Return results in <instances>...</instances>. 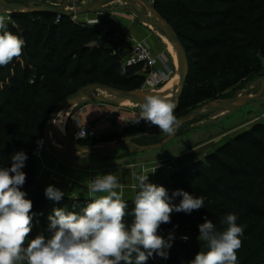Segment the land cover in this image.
<instances>
[{
  "label": "trees",
  "instance_id": "16d2710c",
  "mask_svg": "<svg viewBox=\"0 0 264 264\" xmlns=\"http://www.w3.org/2000/svg\"><path fill=\"white\" fill-rule=\"evenodd\" d=\"M155 7L174 26L190 58L180 112L219 98L239 82L241 73L248 76L259 69L255 53H264V0H158ZM12 18L29 28L8 22V30L20 35L25 46L19 60L0 67V166L10 167L16 152L27 156L21 191L33 202L32 239L45 232L53 209L82 213L91 202L69 197L51 201L37 179L34 149L56 105L93 82L141 90L148 69L129 65L126 54L109 46H94L100 38L98 27L79 18L35 12H16ZM154 127L147 123L135 130L142 133ZM94 140L83 143L93 145ZM157 186L167 190L174 204L182 199L172 195L177 190L204 199L203 208L191 214L174 212L171 223L160 228L199 235L198 225L205 217L223 230L221 219L234 214L244 228L237 262L264 264V125L242 132L205 162L192 163ZM125 201L131 212L132 200ZM126 219L130 222L131 216ZM171 245L167 259L154 254L147 264H189L200 251L208 250L196 238L171 240Z\"/></svg>",
  "mask_w": 264,
  "mask_h": 264
},
{
  "label": "clouds",
  "instance_id": "9594fccd",
  "mask_svg": "<svg viewBox=\"0 0 264 264\" xmlns=\"http://www.w3.org/2000/svg\"><path fill=\"white\" fill-rule=\"evenodd\" d=\"M10 19L0 15V67L19 60L25 46L20 35L8 30ZM175 108L170 97L148 94L134 122L144 120L170 135L177 124ZM26 159L23 151L16 152L10 167L0 166V264H147L154 254L167 259L173 234L166 240L159 234L160 226L171 223L174 212L191 214L204 207L203 197L183 190L173 192L182 199L172 203L163 186L149 182V174H140L132 186L136 194L129 212L118 177L113 173L96 175L87 182L92 198L82 213L55 208L47 217L46 234L40 232L29 239L35 213L33 202L21 191L26 182L21 170ZM45 195L58 202L65 193L49 185ZM220 224L223 230L205 217L198 225V239L208 250L200 251L189 264H237L244 228L231 213Z\"/></svg>",
  "mask_w": 264,
  "mask_h": 264
},
{
  "label": "crops",
  "instance_id": "0c3cea01",
  "mask_svg": "<svg viewBox=\"0 0 264 264\" xmlns=\"http://www.w3.org/2000/svg\"><path fill=\"white\" fill-rule=\"evenodd\" d=\"M43 1L55 4L54 6L58 5L57 7L64 6V9L70 7V4L68 6L62 5L65 0ZM116 4L106 7L99 13L86 15L87 18L82 20V22L96 26L107 25L114 32L121 34L122 37L116 39L115 43L124 54L130 50L132 40L145 42L153 54L161 57L157 69L162 73H167L168 69L170 70L175 67V61L167 46L169 44L163 39V36H160L158 32L146 26L144 22H140L134 13L130 12L132 11L130 8L120 9L118 8L120 6ZM62 7L60 8L63 9ZM99 40L104 45L103 40L100 38ZM109 47L113 48V45ZM172 78L171 76L167 81ZM123 106L130 107L128 105ZM138 118L139 114L124 112L121 107H116L109 102L92 101L88 104L81 102V104L76 103L71 105L69 110L62 114L55 122V126L60 120L63 132L67 136L71 135L81 124L92 123L96 125L99 137H101L116 133L121 134L125 126H138L140 121L139 123L134 122ZM51 137L55 144H57L53 134H51ZM57 145L63 147L59 144ZM175 149V146L169 142L160 147L159 151L154 152L155 158L151 159V150H140L139 154L129 156L114 153L93 157L87 156L88 154L86 156H79L78 154L76 156H59L48 148L42 152L40 157H35L34 168L38 181L45 188L53 185L65 193L64 197L88 200H91L92 194L87 191V182L96 175L113 173L123 185V199L133 201L136 190L132 186L137 183L136 176L149 174V182L158 185L160 182L166 180V176L174 174L177 170L197 160L193 157L195 149L181 151L171 157H157L167 152L170 153ZM133 159L134 161H130ZM166 161L169 162L167 166H160ZM155 169L156 171L152 173ZM118 191L121 190L118 189Z\"/></svg>",
  "mask_w": 264,
  "mask_h": 264
},
{
  "label": "rangeland",
  "instance_id": "374dc122",
  "mask_svg": "<svg viewBox=\"0 0 264 264\" xmlns=\"http://www.w3.org/2000/svg\"><path fill=\"white\" fill-rule=\"evenodd\" d=\"M8 1L26 3V2H29L31 0H8ZM92 1L93 0H84V1H70V0L68 1V0H65L62 5L68 6L70 4V7L68 9H72V8L83 7V6L91 3ZM46 3H48V2H46ZM115 3H117L116 4L117 6H120V7H118L120 9L130 8L132 10V8L129 6V4H127L124 1H119V2H115ZM115 3H111V4L107 5L106 7H108L112 4H115ZM48 4L53 5V6L55 5V4H50V3H48ZM75 5H76V7H75ZM60 7H62V6H59V8ZM106 7L98 10L95 13L101 12ZM16 12L17 11H10L8 9L0 7V15H4L6 17L11 18L8 22H13V24L15 26L17 25V27H19L20 29L21 28H29V24H24L22 22H18L12 18V14H14ZM130 12H133L134 15L137 17V19L140 22H143L135 14V12L133 10ZM143 12L146 14L150 13L149 16L156 19V15L155 14L152 15V13L150 11H148L149 13H147L146 11H143ZM95 13H92V14H95ZM160 14L165 19H167L169 21V19L167 17H165L162 13H160ZM85 18H87V16H82V17H79V20L82 22V20H84ZM144 24L146 26L150 27L152 30H155L156 32H158V34L160 36L161 35L165 36L162 32L155 29L154 27L149 26L146 23H144ZM92 26H96V25H92ZM168 41L169 42H167V43L170 45L172 44L171 46L176 51V48H175L174 44L171 42V40L169 39ZM99 45H102L100 40H98L97 43L94 44V46H99ZM167 46L169 47V45H167ZM172 47L171 48L169 47L171 49L170 51H173ZM173 55H174V53H173ZM255 57H257L260 60L259 69L255 72L251 73L248 76H243L241 73L239 82L236 83L233 87H231L227 91H225L224 93H222L221 95H219V98H217L213 101H225V100H229V99H232L234 97H237L239 95H256L259 93L264 94V53L257 52V53H255ZM173 60L175 61L174 58H173ZM176 74H178V66L175 63V67H173L170 70L168 69V71H167L168 79L171 76L174 77ZM93 83H98V82H93ZM93 83H90V84H93ZM164 83L165 82H163L159 86H155V87H148V86L144 87L143 86V88L139 91L143 95L154 94L151 91L161 88ZM110 96H111V94L109 92H107L106 89H100V90H97V91L92 92L89 95H87L88 99L92 98V99H98V100H109L108 98ZM83 100H86V98H84ZM91 102L92 101H86V104L91 103ZM78 103L81 104V102H78ZM109 103L115 105L116 107H121V109L124 112H133L135 114H140V111H141V105H135V104L130 103V104H128V106H130V107H127V106L120 105L116 102H109ZM132 110H134V111H132ZM189 110L190 109L186 110L185 113L188 112ZM176 117L178 118L180 116H176ZM256 125H264V101H258V102L250 103L247 105H242V106L237 107V108H230L227 110H212L210 108H207L204 110L203 115L198 116V117L194 118L193 120H191L190 122L183 125L180 128L179 132L175 134L176 136L170 141L175 146V148H176L175 150H173L171 152L169 151L170 153L167 152L165 154H161L157 157H160V156H166V157L170 156L171 157V156H174V155L180 153L181 151L195 149L193 151L194 152L193 157L198 159V160L201 159L202 161L205 162L207 159V156L216 152L222 145H224V143L226 141L233 139L237 134H239L240 132H243L244 130L247 131V130L252 129ZM126 128H128V127L125 126L124 130ZM122 133H124L123 130H122L121 134L116 133L114 135L110 134L109 136L98 137L96 140H94L93 145H95L97 147H108V146H114L116 144H119V143L123 142L128 137V136H125L126 133L125 134H122ZM170 136H171V134L169 135V134H166L162 131H159V132L153 134L150 139L145 140L144 141L145 144H143L141 146L157 145V144L163 142L164 140H166L167 138H169ZM53 137H54L55 141H57V144L64 147L62 142L59 140L57 134L53 135ZM67 137L71 139L70 134L67 135ZM197 147H199V148L196 149ZM159 150H160V148L151 149V159L155 158L154 152L159 151ZM140 152L141 151L137 148L128 147L124 150L117 152V154L119 153V154H124V156H129V155H133V154H139ZM78 155L79 156H83V155L86 156L87 154L78 153ZM87 156L98 157L101 155L88 154ZM130 161H134V159L130 160ZM168 164H169V162L166 161V162H164V164H161L160 166L165 167ZM171 164H174V163H171ZM172 175L173 174L166 176V179H170ZM187 233L193 239L194 238L198 239V237H199V235L196 233H191V232H187ZM205 248H206V246H203L202 250H204ZM237 264H239V262H237Z\"/></svg>",
  "mask_w": 264,
  "mask_h": 264
},
{
  "label": "water",
  "instance_id": "95a60500",
  "mask_svg": "<svg viewBox=\"0 0 264 264\" xmlns=\"http://www.w3.org/2000/svg\"><path fill=\"white\" fill-rule=\"evenodd\" d=\"M119 1H124L127 4H129V6L132 8L135 14L144 23L162 32L174 44L180 56V68L178 70V83L175 88V97L173 100L176 104V108L174 111L176 112L180 107L181 100L186 91V86H187V82H188L190 71H191V63H190L188 50L184 42L182 41L181 37L175 30L174 26L159 13L156 7L146 5L149 11H152L155 13L156 19L149 16V14H146L143 12L146 10L144 8H140L138 0H93L91 3L83 7L72 8V9H61L57 6L49 5L43 0H31L26 3L10 2L8 0H0V7H3L10 11H17V12L50 13V14H54L60 17L66 16V17L79 18L82 16L95 13L98 10L106 7L107 5L111 3L119 2ZM146 12L149 13L148 11ZM98 89H106L110 93L118 95V97L137 100V101H140L141 103H143L144 97H145V95H143L139 90L127 91V90H123L115 86L104 84L101 82L85 85L79 88L74 93L68 95L66 98L61 100L56 105L44 129L43 139L47 143L48 147L51 150H53V152H55L57 155L76 156L78 153L109 155V154L117 153L128 147H134L139 150L157 149L169 143L175 137L176 132L179 130L181 126L190 122L194 118L203 115L204 110L207 108H210L212 110H227L230 108H237L242 105H247V104L258 102V101H264V94L259 93L256 95H239L237 97H234L232 99L225 100V101H208L206 103H203L197 106L196 108H194L193 110L189 111L187 114L178 117L175 130L171 134V136L167 138L166 140H164L163 142L157 145H154V146H139L136 144L135 140H138L147 135L160 131L157 127L151 128L137 135L128 136L123 142L116 144L114 146H108V147H97L92 144L83 143V141L75 142L71 140L70 138H68L67 136L62 135V133L55 127V120L57 119V117L59 116L61 112L67 110L71 105L76 104L78 102H86V101L113 102L110 100H98V99H92V98L88 99L87 95H89L91 92L98 90ZM84 98H86V100H83ZM241 133L242 132H240L239 134ZM51 134L53 135L57 134L59 140L62 142L64 147H59L57 144H55L53 138L51 137ZM239 134H237L235 137H237ZM200 160L197 159L195 162H198ZM195 162H191L187 164L186 166L182 167L176 172L184 169L185 167Z\"/></svg>",
  "mask_w": 264,
  "mask_h": 264
},
{
  "label": "built area",
  "instance_id": "2783aa9c",
  "mask_svg": "<svg viewBox=\"0 0 264 264\" xmlns=\"http://www.w3.org/2000/svg\"><path fill=\"white\" fill-rule=\"evenodd\" d=\"M70 1H84V0H70ZM158 0H138L140 8H144L146 11L149 9L146 5L154 6L156 5ZM60 17V16H59ZM77 19V18H74ZM100 33V39L103 40L104 45L111 46L113 45V49L116 52L124 54L121 52V49L118 45H116V39H120L122 37L121 34L114 32L107 25H99L97 26ZM127 56V63L129 65H137L143 64L146 69H148V73L146 74V80L144 87H155L159 86L163 82H166L168 79L167 73H162L157 69V65L161 60L160 56L153 54L150 47L143 41L132 40L131 47ZM99 137V132L95 124L85 123L78 126L72 133L71 139L75 142H82L84 140L89 139H97ZM47 143L44 139L37 142L34 155L36 157H40L42 152L48 149ZM173 234V239L176 241L188 242L191 240V236L185 231H174L168 229H159V234L163 236L166 240L169 238V233ZM187 237V239H183V237ZM163 264H168L166 261Z\"/></svg>",
  "mask_w": 264,
  "mask_h": 264
},
{
  "label": "bare ground",
  "instance_id": "6f19581e",
  "mask_svg": "<svg viewBox=\"0 0 264 264\" xmlns=\"http://www.w3.org/2000/svg\"><path fill=\"white\" fill-rule=\"evenodd\" d=\"M152 13V15H154L155 13L150 11ZM150 14V13H149ZM163 39L166 40V42H169V38L167 36H163ZM172 45V44H171ZM169 44V47L171 48V46ZM169 48V49H170ZM171 50V49H170ZM172 50L171 53H172V56L173 58L175 59V63L176 65L178 66V70L180 68V56L177 52V50L175 51L172 47ZM174 53V55H173ZM177 83H178V74H176L171 80H168L166 81L161 88L157 89V90H153L151 92H153L154 94H159V95H164V96H168L170 97L171 99L174 100V97H175V88L177 86ZM100 90V89H98ZM97 91V90H95ZM93 91V92H95ZM107 91V90H106ZM109 92V91H107ZM92 93V92H91ZM110 93V92H109ZM111 96L108 98L109 100L113 101V102H116L118 104H121V105H128V104H135V105H141L142 103L140 101H137V100H132V99H127V98H121V97H118V95H115L113 93H110ZM146 96V95H145ZM71 107V106H70ZM69 107V108H70ZM73 107V106H72ZM69 108L63 112H61L59 114V116L57 117V119L55 120V122L60 118V116L62 114H64L65 112H67L69 110ZM61 133L62 135L65 136V133L63 132V127H62V124L60 122V120L57 122V125L55 126ZM61 137V136H60Z\"/></svg>",
  "mask_w": 264,
  "mask_h": 264
},
{
  "label": "flooded vegetation",
  "instance_id": "af4514ba",
  "mask_svg": "<svg viewBox=\"0 0 264 264\" xmlns=\"http://www.w3.org/2000/svg\"><path fill=\"white\" fill-rule=\"evenodd\" d=\"M187 113H188V112H187ZM187 113H184V111H183V112H180L179 110H177L176 112H174L175 116H182V115H185V114H187ZM142 124H147V122H145L144 120H140V123H139L138 126L131 125V126H129L128 128H126V129L123 131L124 133H122V134H125V133H126L125 136H133V135L140 134V133H139L140 131L135 130V129H141V128H142ZM181 127H182V126H181ZM181 127H180V128H181ZM180 128H179V130H180ZM179 130H178L176 133H178ZM158 132H159V131H158ZM155 133H157V132H155ZM155 133H152V134L147 135V136H145V137H143V138H140V139H138V140H135L136 144L139 145V146L145 144L144 141L147 140V139H149V137L152 136V135L155 134ZM175 136H176V135H175Z\"/></svg>",
  "mask_w": 264,
  "mask_h": 264
}]
</instances>
